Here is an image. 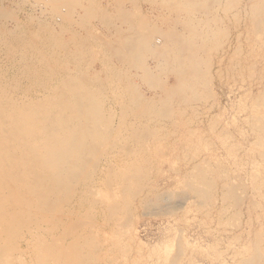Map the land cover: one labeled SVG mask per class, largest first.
<instances>
[{
	"label": "bare ground",
	"instance_id": "6f19581e",
	"mask_svg": "<svg viewBox=\"0 0 264 264\" xmlns=\"http://www.w3.org/2000/svg\"><path fill=\"white\" fill-rule=\"evenodd\" d=\"M92 1L0 0V59L7 61L0 60V264H95L99 245L90 233L97 216L91 207L98 201L86 198L95 192L100 163H108L116 146L131 164L109 166L105 187L125 168L144 177L148 159L137 158L134 149L139 153L151 135L155 142L161 139L174 106L203 100L199 91L211 80L206 53L228 33L221 6L215 8L224 2L225 12L237 5V0H152L163 18L170 15L171 32L164 35V26L147 22L136 29L126 13L131 5L118 1L121 7L112 15ZM242 11L256 32L264 31V0H246ZM92 20L108 35L112 31L118 43H95L88 31ZM94 47L103 49L100 68ZM167 69L176 80L165 89ZM142 85L154 93L145 95ZM260 100L264 106V94ZM254 128L264 146V120ZM203 177L196 178L204 185ZM234 190L224 197H234ZM171 202L168 193H156L146 207L172 208ZM113 203L109 217L130 209Z\"/></svg>",
	"mask_w": 264,
	"mask_h": 264
},
{
	"label": "rangeland",
	"instance_id": "374dc122",
	"mask_svg": "<svg viewBox=\"0 0 264 264\" xmlns=\"http://www.w3.org/2000/svg\"><path fill=\"white\" fill-rule=\"evenodd\" d=\"M118 1L123 6L131 5V9L126 7V13L136 29L147 22L164 26V35L171 32L170 15L164 14L163 18L152 0H93L92 5L106 6L115 15ZM131 1L136 2H132L134 8ZM245 1L237 0L235 9L225 12L224 2L215 6H221V12L214 11V15L221 13L222 27L228 33L222 29L226 41L206 53L211 58V80L208 88L199 91L205 98L190 105L179 104L180 108L174 106V118L164 123L161 139L155 142L151 135L139 153L134 149L137 158L148 159L144 177L125 168L111 187H105L102 178L107 168L124 166L127 156L115 146L116 153L109 154L108 163H100L95 194L86 198L98 201L91 207L97 216L90 233L99 245L95 264H264V146L258 143L254 128L264 120V106L259 102L264 94V31L254 30L242 11ZM155 13H160L158 18ZM95 22L92 20L88 26L90 35L96 36L91 37L95 43L103 39L118 43L112 31L108 35ZM96 50L95 65L100 68L103 49ZM0 60L7 62L3 56ZM111 61L117 63L115 58ZM148 63L154 65V58ZM169 74L167 69L162 83L165 89L176 80ZM144 90L145 95L154 93ZM111 103L118 108L115 99L111 98ZM131 144V149L136 148ZM197 176L203 177L204 185ZM230 188L235 189V196L224 197ZM156 193L171 195L172 208L166 207L168 203H162L164 207H146L147 200ZM115 201L130 205L129 211L109 217V208ZM126 214L130 217L124 222Z\"/></svg>",
	"mask_w": 264,
	"mask_h": 264
}]
</instances>
